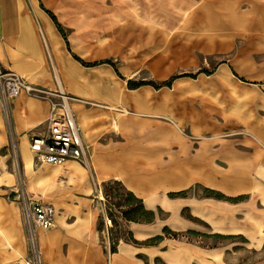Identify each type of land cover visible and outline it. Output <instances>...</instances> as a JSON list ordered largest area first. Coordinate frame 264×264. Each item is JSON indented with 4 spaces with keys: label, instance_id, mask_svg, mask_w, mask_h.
Returning a JSON list of instances; mask_svg holds the SVG:
<instances>
[{
    "label": "rangeland",
    "instance_id": "rangeland-1",
    "mask_svg": "<svg viewBox=\"0 0 264 264\" xmlns=\"http://www.w3.org/2000/svg\"><path fill=\"white\" fill-rule=\"evenodd\" d=\"M20 5L29 14V24L20 20L28 39L23 45L32 56L40 53L38 64H48L53 72L49 48L38 38L41 16L59 39L60 51L81 70L98 71L102 77L86 95L64 88L66 96L75 99L72 104H78L72 108L86 147V158L72 161V168L67 163L33 164L28 147L20 150L19 138L10 135L9 190L21 181L26 191L49 200L57 211L55 228L37 229L41 238L55 236L45 249L40 246L41 264H109L115 258L117 264H161L146 247L156 244L153 234L161 232L159 227H172V219H178V206L170 200L210 196L205 186L228 193L251 188V176L242 173L238 179L230 157L221 152H214L212 159L221 166L229 163L228 170L222 174L213 165L218 178L206 177V144L224 150L226 143L238 144L243 132L223 130L218 122L238 119V104L244 99L236 93V78L226 71L230 114L220 94L209 95L206 102V75L243 44L264 43V0H21ZM48 90L61 93L59 88ZM206 103L213 112L224 110L208 118L216 125L212 128L205 127ZM86 162L91 164L89 172ZM72 172L82 173V184ZM124 178L146 188V194L132 189ZM9 192L2 193V202L7 209L15 206L24 244L11 245L0 228V240L6 242L0 248V264H22L18 257L28 252L26 230ZM154 204L152 212L145 209ZM179 215L191 217L187 208ZM84 220L97 236L100 262L69 231ZM128 221L153 222L156 229L137 240L126 228ZM164 233L170 239L179 236ZM123 244L129 245L128 258L113 255Z\"/></svg>",
    "mask_w": 264,
    "mask_h": 264
},
{
    "label": "crops",
    "instance_id": "crops-1",
    "mask_svg": "<svg viewBox=\"0 0 264 264\" xmlns=\"http://www.w3.org/2000/svg\"><path fill=\"white\" fill-rule=\"evenodd\" d=\"M14 3L17 6L16 11H14ZM20 4L21 0H0V35L3 37L0 38L1 66L6 70L22 74L26 77L27 82L45 89H58L55 79L56 72L65 89L72 90L76 95L77 91L86 95L90 88L98 87L102 79L98 71L85 72L79 68L77 62L70 60L62 53L59 49V39L50 32L49 25L41 16H39L41 24L38 26L41 36L38 38L41 37L49 48L53 72L48 64L36 62L41 58L40 53L34 54L35 57H33L23 45V42L28 39L27 34L22 35L21 33L20 20L29 24V14L22 10ZM18 15L19 17H16ZM46 27L49 28V34L46 32ZM36 38L33 35V40L36 41ZM226 71L236 78V93L244 99L238 104L240 109L238 119L224 118L218 122V125L226 131L233 130L243 133L237 138V145L226 143L225 150L214 149L210 144H206L208 148L206 150L205 174L206 177L218 178L217 175H213V165L220 167L223 174L225 170H228L230 163L231 172H236L238 179L243 176L242 173H244V178L251 176V188L228 193L211 186H205V189L210 192V196L204 198L182 196L170 200L173 206H178V219H172V227L166 224L159 227L161 232L153 234L158 237L156 244L146 247L149 256L152 259L157 258L161 264H264V43L243 44L229 58L218 64L212 73L206 75V84H208L206 102L209 95L214 97L215 94H220L219 96L226 104L230 114L232 96L224 83L228 80ZM124 81L127 83L129 79ZM72 103L71 101L70 108L75 115L72 105L75 108L78 104ZM213 111L214 108H209L206 103V128L216 126L212 121L209 123V119L211 120L214 115L224 113V110ZM47 112L48 103L45 100H35L31 96L21 94V96L9 100V126H7L0 104V228L8 237L11 245L14 244L16 248H22V244H24L22 227L20 221L17 222L15 206L5 208L2 202L4 199L1 197L8 191H10L8 195L12 196L14 188L11 186L12 188L9 190L12 178L11 173L7 171V147L10 135L19 138L20 150L21 146L28 147L29 138L42 131ZM76 121L78 124L77 117ZM79 129L83 141L80 126ZM214 152H221L230 157L229 163L223 166L219 165L218 161L212 159ZM197 155L198 152L195 153V157ZM72 161L74 160L65 162L67 167H73ZM238 183L240 182L238 181ZM128 184L132 189L137 187L136 190L141 195L147 192V189L139 183L136 187L129 182ZM29 193L31 194V192ZM34 197L52 204L47 199ZM155 206L156 204L146 206L145 209L152 212ZM183 208L188 209L190 218L179 215ZM6 209L7 214L4 213ZM56 217L55 209V222L52 228L56 226ZM88 225L87 221H80L72 225L69 231L79 244L88 246V251H92L96 260L100 262L101 252L97 249V236L91 231V225L90 227ZM126 228L137 240L144 239L152 233L153 229H156L153 222L137 223L132 221L126 223ZM165 231L179 233V236L172 239L167 238ZM36 236L39 240V247L40 239L45 240V246L55 242L53 235L41 238L37 229ZM0 243V248L3 249L6 242L0 240ZM119 247H121L122 253L117 251L113 255L128 258L129 245L123 244ZM117 262L116 258L114 261L109 259V264H117Z\"/></svg>",
    "mask_w": 264,
    "mask_h": 264
},
{
    "label": "built area",
    "instance_id": "built-area-1",
    "mask_svg": "<svg viewBox=\"0 0 264 264\" xmlns=\"http://www.w3.org/2000/svg\"><path fill=\"white\" fill-rule=\"evenodd\" d=\"M21 94L48 103L42 131L29 138L28 148L32 154L33 164L62 166L67 160L84 158L86 149L76 117L70 108V102L75 99L33 85L24 77L4 69L0 64V104L7 120L9 99ZM12 200L18 205L28 246L27 255L19 259L22 264H41L36 229L48 230L54 226L55 209L51 203L35 198L26 191L21 181L17 182L12 190Z\"/></svg>",
    "mask_w": 264,
    "mask_h": 264
},
{
    "label": "bare ground",
    "instance_id": "bare-ground-1",
    "mask_svg": "<svg viewBox=\"0 0 264 264\" xmlns=\"http://www.w3.org/2000/svg\"><path fill=\"white\" fill-rule=\"evenodd\" d=\"M48 30H49V28H48ZM65 73V72H64ZM66 74V73H65ZM74 77V76H73ZM55 79H56V82H57V85H58V88H59V90L61 91V94H63L64 96H66V92H65V87L61 84V82H60V78L58 77V74H57V72L55 73ZM86 158V157H85ZM84 162V161H83ZM72 166H74V165H72ZM90 167H91V164L89 163V162H86V168H87V171H88V169L90 170ZM29 170V169H28ZM89 172V171H88ZM52 174H58V173H51V174H48L49 175V178H51V175ZM71 175H76V177H75V180H76V182L78 183V184H82L83 183V177H82V173H79L78 175L75 173V172H72V173H70ZM118 175H120V176H122L120 173H118ZM99 176H100V174H99V171H98V178H99ZM37 177V176H36ZM123 177V176H122ZM39 178V177H38ZM55 178H57V176L55 177ZM42 179V178H41ZM93 179H95V182L96 183H98L99 182V179H96V177H94L93 176ZM40 181V180H39ZM1 232V231H0ZM47 242V241H46ZM52 242V241H51ZM49 243V242H48ZM37 245H38V249H39V252H40V247H39V240L37 239ZM45 245H46V243H45V240H43V239H40V246H41V248H45Z\"/></svg>",
    "mask_w": 264,
    "mask_h": 264
}]
</instances>
